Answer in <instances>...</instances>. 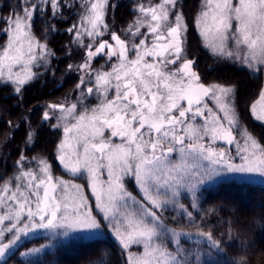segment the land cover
<instances>
[{
  "label": "snow or ice",
  "instance_id": "obj_1",
  "mask_svg": "<svg viewBox=\"0 0 264 264\" xmlns=\"http://www.w3.org/2000/svg\"><path fill=\"white\" fill-rule=\"evenodd\" d=\"M65 7L74 8V0H16L10 14L0 16V34L7 37L0 45V85L22 97L39 77L37 70H47L54 53L46 36H36L34 21L46 17L52 23L45 27L52 32ZM81 7L79 26L67 27L70 43L85 53L76 66L79 95L71 106L48 105L51 111L45 110L41 121V127L48 122L52 129L64 122L57 160L69 178L56 176L45 157L19 154L16 174L0 177V258H11L21 237L38 230L67 235L108 225L128 253L126 264H195L199 253L182 248L184 234L172 230V242L166 241L163 212L178 206L195 226L193 212L181 203L185 193L195 208L198 186L206 178L223 171L264 176V145L242 129L234 89L205 84L195 69L178 0H139L123 36L106 21L108 0H82ZM196 25L212 56L264 72V0H204ZM106 35L110 40L103 39ZM99 59L104 63L96 68ZM252 114L264 121V89ZM35 135L28 136L32 143ZM218 141L234 145L235 151L217 146ZM177 152L192 157L194 167L200 160L218 167L211 172L205 167V175L192 179L194 173L184 175L186 169L174 162ZM105 172L107 178L101 179ZM128 177L135 179L136 192L128 189ZM85 178L95 207L82 185L73 182ZM70 188L75 190L71 195ZM202 235L209 250H220L211 233ZM133 244L142 245L143 254L132 253Z\"/></svg>",
  "mask_w": 264,
  "mask_h": 264
},
{
  "label": "trees",
  "instance_id": "obj_2",
  "mask_svg": "<svg viewBox=\"0 0 264 264\" xmlns=\"http://www.w3.org/2000/svg\"><path fill=\"white\" fill-rule=\"evenodd\" d=\"M201 0H182V12L192 18L199 8ZM139 0H125L117 4L111 16L112 29L123 36V29L135 17L130 13ZM16 0H0V16L10 14ZM75 7H65L64 16L56 30L49 32L45 25L52 22L46 17H39L34 21L37 37L46 36V43L54 53L50 57L47 70L39 69L40 75L30 83L22 97L14 93L11 87L0 85V145L7 144V155L0 166V176L5 179L14 175L17 170L19 154L24 153L30 159L42 156L50 161L53 172L57 173L56 149L61 139V131L52 129L48 123L41 127L44 109L50 104H57L66 99L74 90L75 80L68 78L63 84L57 83L71 61H80L84 54L82 48L70 43L73 36L67 33V27L75 25L82 0H74ZM189 32L194 27L189 20ZM6 36L0 34V45L4 44ZM42 42H44L42 40ZM188 42V43H189ZM191 47V48H190ZM192 49V50H191ZM188 51L197 54L200 60L198 69L204 75L225 79L227 84H235V99L237 114L247 129L264 145V125L255 124L249 114L248 105L258 95L259 80H254L244 73L225 70L222 74L211 60L199 54L197 45L190 43ZM210 63L211 69L206 66ZM197 68V67H196ZM75 92V91H74ZM68 99L67 104L76 102V92ZM243 124V125H244ZM13 128V129H12ZM31 129V133L28 130ZM35 135V143L28 139ZM231 201L227 203V201ZM192 198L182 199L183 203L193 212L195 226L182 209L171 205L163 212V224L166 229L165 239L172 242L171 231L184 234L181 246L189 253L198 252L199 260L195 264H236L242 260L243 264H264V186L250 184L235 179L219 180L197 191L196 207L191 206ZM174 210V211H173ZM211 233L220 242V250H209L206 235ZM191 236V239L188 237ZM46 238L38 237L20 244L15 255L10 254L7 264H126L127 252L109 236L92 239H76L60 241L52 250L45 251L34 258H23L21 254L30 248L41 246ZM174 242L172 249H174ZM170 249V250H172ZM189 259H193L190 255ZM0 264H3L0 263Z\"/></svg>",
  "mask_w": 264,
  "mask_h": 264
},
{
  "label": "rangeland",
  "instance_id": "obj_3",
  "mask_svg": "<svg viewBox=\"0 0 264 264\" xmlns=\"http://www.w3.org/2000/svg\"><path fill=\"white\" fill-rule=\"evenodd\" d=\"M125 0H108V8H107V14H106V21L109 25V28L111 30L112 29V24H111V16H112V12H113V9L115 8V6L117 4H121L122 2H124ZM182 0H178V4L180 5ZM204 0H201L199 2V8L197 10V12L195 13V15L192 16V24H193V28L191 29V33L190 35L188 36L190 42L188 43L187 42V46H186V51H187V55L190 59L196 61V64H195V69L197 70L198 74L203 78L204 77V74L201 73L198 69V65L200 63V60L198 58V55L197 54H193L191 53L190 51H188V48H189V44L190 43H195L197 45V48H198V53L199 54H202L204 55L205 57H207L209 60H211L212 64L215 65V69L219 70L221 72V74L225 71V70H231V71H236L237 70H241L242 73H244L245 75H247L248 77H257V81L259 80L260 84H259V87H260V90H259V93L258 95L255 97L254 100H252L251 103H249L248 105V110H249V114H250V117L252 119V121L255 123V124H259V125H264V121H259L257 119H255V117L253 116L252 114V104L255 103L256 100L259 99V94L261 92L262 89H264V72H260L259 74H257L256 72L252 71V70H249L248 67L246 65L244 66H241L240 62L239 61H236V60H230V59H225V60H221V59H218L214 56H212L210 54V52L204 47V42H203V39L202 37H200L199 35V32H198V28H197V25H196V18L198 17V15L200 14V11H201V7H202V4H203ZM84 3H87V0H84ZM184 14V13H183ZM82 15V7H80L79 11H78V17H77V22L75 25L79 26V24L81 23V20H80V17ZM184 17H185V22L187 23L188 25V32H189V18L188 16H186L184 14ZM86 27H88V25L86 24L85 25ZM114 31V30H113ZM87 39V38H85ZM103 39H109L110 40V36L106 35L105 37H103ZM6 40H7V37H6ZM114 43V42H112ZM191 48V47H190ZM192 50V49H191ZM85 53L83 54L82 58L84 57ZM82 58L80 59V61H71V63L68 64V66L65 68V70L63 71L62 75L60 77L57 78V83L59 85L63 84L68 78H72L73 80H75V86H74V90L72 92H70L71 94H69L68 96H66V99H64L63 101H60L59 103L57 104H61V103H64V104H67L66 101H68V99H70L71 95L73 94V92L75 91L76 92V97L79 95V92H78V89L76 87L77 85V82H78V76L80 75L79 71L77 70L76 66H78L81 62H82ZM104 63V62H103ZM69 65H73V68L72 69H69ZM96 65H94L95 67ZM197 67V68H196ZM243 67V68H242ZM255 75H258V76H255ZM226 80L222 79L219 75V77L216 79L215 78V82L213 83H216V84H219V85H222V86H225V87H231L234 89V93H233V99H235V84H227L225 82ZM74 92V93H75ZM209 103H211L209 101ZM234 103V101H233ZM67 106H71L70 104H68ZM45 110H48V111H51V109H44ZM43 111V112H44ZM56 112L59 114V109L56 110ZM256 112L259 113L260 112V106L257 105L256 107ZM221 116L223 115L222 113L220 114ZM236 115L239 119V121L241 122V127L242 129H246L248 131V133L254 138L257 140L258 143H260L258 141V138L253 135L251 133V131H249L246 127V125L244 124L243 121H241L240 119V116L237 114V111H236ZM75 121H70V123H74ZM48 123V122H46ZM51 123L55 124L57 123V120L56 119H53L51 121ZM61 127H60V131H61V139L63 138L64 136V133H63V126H64V122L61 121ZM202 123V121H201ZM244 124V125H243ZM49 125V124H48ZM13 129V128H12ZM59 129V128H57ZM60 139V140H61ZM59 140V141H60ZM58 141V143H59ZM241 143H243V141H241ZM217 146H222V147H225V148H229L232 152L235 151V146L234 145H227L226 142H222V141H218L217 142ZM56 152H57V149H56ZM8 151H7V144L5 145V143L3 145H0V166L4 163L5 161V158H6V155H7ZM174 158V162L177 163L178 165H181L183 166L185 169H186V172L184 173V175L187 176V173L188 172H191V173H194L195 175H193L191 178L192 179H199L200 176L202 175H205V167L207 168V171L208 172H211V170L215 167H218L217 165H211L207 160H200L198 163L200 165L199 168L197 167H194L193 164H194V161H193V158L192 157H188V156H181L180 153H175V155L173 156ZM56 162L57 164H55L58 168H57V173H54L56 176H61L62 174L65 176V178H69L66 174L63 173V168L62 166L59 164V161L57 160V155H56ZM236 163H241V161L239 159L236 160ZM51 166V165H50ZM18 167V165H17ZM52 168V167H51ZM53 170V168H52ZM16 174V172L14 173V175ZM14 175H11V177H13ZM3 174H1L0 177H2ZM10 178V177H9ZM107 178V174L104 173V175L101 177V179H106ZM227 180V179H235V180H239V181H244V182H247V183H250V184H257V185H261V186H264V176H260L258 173H232V172H227V171H223L221 175L219 176H212L211 179H205L202 183L199 184L198 186V190L202 187H207L211 184H214L215 182L219 181V180ZM74 183H78V184H81L82 187H83V195L89 199L90 203H91V206L92 207H95V196L93 195V192H92V189L88 186V181L87 179H76L73 181ZM126 184H127V187L130 191H133V192H136L137 191V186H136V182H135V179L133 177H128L127 180H126ZM197 190V191H198ZM97 191L99 192L100 191V187L98 186L97 188ZM75 190L74 189H69V195H71L72 193H74ZM185 196H187L188 199L192 198L190 195H188L187 193H185ZM231 202L230 200L227 201V203ZM171 205L168 206V208H170ZM180 208H177L176 211H179ZM174 211V210H173ZM102 219V217H101ZM105 236H109L112 240L116 241L118 244L119 242L115 239V236L112 232V228L108 225H105L102 230L100 231H91V232H82V231H69L67 235H53V234H50L49 232L45 231V230H38L34 233H29L26 237L22 236L21 237V240L19 242V246L20 244H22L23 242L25 241H28V240H31L33 238H38V237H44L46 238V242L41 245V246H37V247H33V248H30L29 250L23 252V253H28L30 250L32 249H40L39 252H36L35 254L33 255H22L21 254V257H25V258H34L36 256H38L39 254L45 252V251H49V250H52L54 245L59 243L60 241H68V240H76V239H92V238H101V237H105ZM120 245V244H119ZM121 246V245H120ZM122 247V246H121ZM130 251L132 253H140V254H143V246L142 245H131L130 247ZM11 253H9L10 255ZM126 257L128 258V253L126 254ZM7 259V257H3V258H0V263L4 262L5 260Z\"/></svg>",
  "mask_w": 264,
  "mask_h": 264
},
{
  "label": "flooded vegetation",
  "instance_id": "obj_4",
  "mask_svg": "<svg viewBox=\"0 0 264 264\" xmlns=\"http://www.w3.org/2000/svg\"><path fill=\"white\" fill-rule=\"evenodd\" d=\"M103 62H104V60L103 59H99V60H97V62L95 63V67L96 68H100L101 67V65L103 64ZM211 66L212 65H210V63H208V65L206 66V69L207 70H210L211 69ZM110 67V66H109ZM243 68V67H242ZM231 71V70H230ZM236 71L237 72H240V73H242L241 72V70H237L236 69ZM255 76H258V75H255ZM250 78H252V79H254V80H256L257 79V77H253V76H251ZM223 79V78H222ZM202 80H203V82L205 83V84H211V83H213V82H215V78L214 77H211L210 75H204V77L202 78ZM225 80V79H224ZM76 99V98H75ZM92 103L94 104L95 103V99L94 98H92ZM60 111V110H59ZM175 154H173V156H174ZM106 173V172H105Z\"/></svg>",
  "mask_w": 264,
  "mask_h": 264
}]
</instances>
